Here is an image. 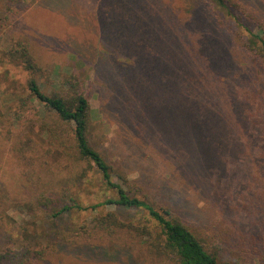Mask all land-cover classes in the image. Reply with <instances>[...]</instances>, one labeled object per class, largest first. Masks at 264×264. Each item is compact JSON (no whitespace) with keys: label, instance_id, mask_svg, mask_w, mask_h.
I'll list each match as a JSON object with an SVG mask.
<instances>
[{"label":"rangeland","instance_id":"obj_1","mask_svg":"<svg viewBox=\"0 0 264 264\" xmlns=\"http://www.w3.org/2000/svg\"><path fill=\"white\" fill-rule=\"evenodd\" d=\"M239 1L264 17V0ZM66 2L25 0L10 22L0 20V252L57 243L92 226L99 212L147 227L152 240L161 234L147 211L107 204L117 191L79 158L72 125L29 99V73L7 52L13 34L53 68L38 76L42 90L73 75L84 82L89 140L115 183L180 217L223 264H263L264 62L249 56L259 28L212 0ZM220 52L228 64L199 84L195 53L214 60ZM45 122L62 127L56 146L38 129ZM29 131L38 142L31 167L14 150ZM118 239L127 245L93 263L63 259L64 248L53 257L58 264H178Z\"/></svg>","mask_w":264,"mask_h":264},{"label":"trees","instance_id":"obj_2","mask_svg":"<svg viewBox=\"0 0 264 264\" xmlns=\"http://www.w3.org/2000/svg\"><path fill=\"white\" fill-rule=\"evenodd\" d=\"M24 1L4 0L5 12L2 13L0 10V20L10 22L12 20L11 14L16 13L18 7ZM49 1L60 5L69 4L66 0ZM212 1L215 5L228 11L234 8L238 12V16H236L238 22L245 26L250 23L259 28L258 33L250 39L249 49L252 53L249 56L255 61L259 59L264 62V17L260 12L239 0ZM151 6L156 7L157 5ZM242 19L244 22L240 21ZM9 42L11 45L7 52L10 60L20 62L29 73L28 89L31 95L29 99H37L46 108L47 112L55 113L59 120L72 125L76 146L79 150V158L88 160L91 166H96L107 186L117 191V197L107 200V204L147 211L158 223L161 234L158 238L152 240L150 237L151 231L147 227H141L133 221L123 220L116 211L99 212L91 217L92 226L84 224L77 229V232L60 237L57 243H48L39 248L23 246L18 250L7 248L1 251L0 264H58L53 256H57L58 252L61 253V248L66 249L63 254L61 253L63 259L67 256L66 258L76 257L80 260L82 257L93 263L98 258H110L108 253L124 244L122 240L118 239L121 235L130 239L133 243L145 245L152 254L158 256L173 255L178 264H223L219 255L210 252L204 239L180 217H174L169 209L157 208L146 200L130 195L121 184L112 180V166L89 140L92 107L85 92L84 82L73 75L65 77L62 80V87L55 91L42 90L38 76L49 75L53 68L41 64L40 59L32 51L30 41L11 34ZM220 55L226 57L220 58ZM195 56L198 58L200 68L204 72L199 84L204 78L207 81L210 79L209 72L212 71L213 67L218 68L228 64L227 55L221 52L214 60L200 53H195ZM231 62L233 63V59H231ZM208 70L210 71L208 72ZM25 102L26 99L22 105H25ZM31 113L33 115L38 111L32 108L29 114ZM53 125L45 122L40 124L38 129L49 133L52 146H56L59 140L57 134L61 133L62 127L58 123ZM37 145L38 142L35 140L33 133L29 131L15 143L14 150L19 158L31 167L35 165L34 151ZM94 207L96 209V206ZM119 241L123 243L118 245L117 242L119 243ZM126 245L124 244V246Z\"/></svg>","mask_w":264,"mask_h":264}]
</instances>
